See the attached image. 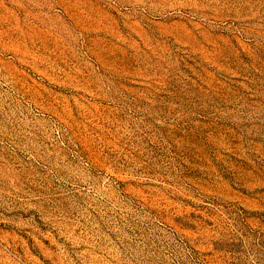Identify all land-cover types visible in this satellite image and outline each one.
Wrapping results in <instances>:
<instances>
[{"label":"rangeland","instance_id":"rangeland-1","mask_svg":"<svg viewBox=\"0 0 264 264\" xmlns=\"http://www.w3.org/2000/svg\"><path fill=\"white\" fill-rule=\"evenodd\" d=\"M0 264H264V0H0Z\"/></svg>","mask_w":264,"mask_h":264}]
</instances>
